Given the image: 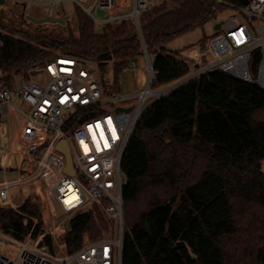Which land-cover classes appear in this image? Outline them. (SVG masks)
I'll list each match as a JSON object with an SVG mask.
<instances>
[{"label":"trees","instance_id":"obj_1","mask_svg":"<svg viewBox=\"0 0 264 264\" xmlns=\"http://www.w3.org/2000/svg\"><path fill=\"white\" fill-rule=\"evenodd\" d=\"M250 0H161L132 21L95 30L76 7L65 23L0 22V81L28 79L58 55L112 69L105 94L143 47L152 88L185 77L192 60L167 45ZM200 41V50L207 47ZM205 61V59L203 60ZM264 88L217 69L153 99L142 111L121 169V264H264Z\"/></svg>","mask_w":264,"mask_h":264},{"label":"built area","instance_id":"obj_2","mask_svg":"<svg viewBox=\"0 0 264 264\" xmlns=\"http://www.w3.org/2000/svg\"><path fill=\"white\" fill-rule=\"evenodd\" d=\"M16 1L50 7L62 0ZM69 1L96 30L130 20L138 31L139 16L157 3ZM240 13L256 21L255 34L244 21L220 22L207 47L193 57L200 62L191 79L217 69L264 88V0H250ZM255 51L259 56L252 74ZM141 57L145 83L130 95L105 94L94 66L70 55H58L34 72L45 74L40 84L21 76H16L17 83L15 77L0 82V149L18 160L16 177L0 180V264H121V163L142 111L157 93L151 87L154 72L145 47ZM60 140L69 147L72 175L65 172L64 156L55 149ZM23 202L24 208L17 206ZM58 224L61 232L74 227L70 232L77 239L67 236L54 249L50 238L59 237L54 230ZM111 225L114 237L107 234Z\"/></svg>","mask_w":264,"mask_h":264},{"label":"rangeland","instance_id":"obj_3","mask_svg":"<svg viewBox=\"0 0 264 264\" xmlns=\"http://www.w3.org/2000/svg\"><path fill=\"white\" fill-rule=\"evenodd\" d=\"M155 1L157 0H150ZM76 5L69 1V0H62L61 2L57 3L54 6L50 7H33L32 5L28 3H20L16 0H5L3 5H0V22L3 24H6L11 27L18 28L21 25L20 19L24 16L26 19L27 17H34V18H50V17H59V18H65V21H68L69 27L75 29L76 23L74 19V13L76 9ZM230 18H234L237 21H244L248 23L251 27L252 32L255 34V24L256 21H251L249 17H247L245 14L240 13L236 10L227 9L221 14H219L214 21H210L207 23L202 29H195L187 34H184L182 36H179L175 39H173L168 45L167 48L171 51H179L182 56H184L188 60H192L193 64L199 63V60H195L193 57L200 52V41L203 38H206L209 42L210 39L214 36V30H213V24L214 22H223L226 20H229ZM30 21V20H29ZM64 21V23H65ZM49 23V22H48ZM96 30V29H95ZM92 66H94L97 75L101 81L103 89L105 87L109 88L110 83L112 82V69L110 65L105 66V68L98 67L96 63L90 62ZM193 69V68H192ZM191 71L183 78L172 82L170 84L159 86L158 88H152L153 91L157 92L152 97H150V100H153L163 94H166L179 86L180 84L185 83L186 81L190 80ZM46 76L44 73L39 74V72L30 75L28 78V81L33 83H42L46 80ZM2 82V81H0ZM14 82H18V78H14ZM2 83H9L8 82H2ZM176 86V87H175ZM138 91V83L136 78L134 77V73L132 69H127L122 72V74L119 77L118 81V94L120 95H130L134 94ZM18 161L17 158H10V156L7 154L6 150L0 149V180L7 179L11 180L16 177V167H17ZM10 168V169H9ZM261 169L264 171V161L261 163ZM40 200V197L37 198ZM22 208L25 207V203L18 204ZM62 227L58 224L55 226V234H59L57 239L50 238L52 241H54V249H57V244L60 243V241H63L70 237V239H77V236H72L71 232L74 227H71L68 231L65 230L64 232H61ZM106 233V232H105ZM107 234L110 237H114L116 235V231L114 230V226L111 225V229H108ZM68 236V237H67ZM78 243V242H77ZM53 244V242H52ZM52 247V246H51Z\"/></svg>","mask_w":264,"mask_h":264},{"label":"water","instance_id":"obj_4","mask_svg":"<svg viewBox=\"0 0 264 264\" xmlns=\"http://www.w3.org/2000/svg\"><path fill=\"white\" fill-rule=\"evenodd\" d=\"M157 1L160 2L161 0H157ZM4 2H5V0H0V5H3ZM97 14L102 16L101 11H98ZM27 18H28V20H30L32 23H35V24H40V23H45V22L62 24L65 21V18H59V17H50V18L27 17ZM220 24H221L220 22L215 23V25H213V30L214 31L218 30L220 27ZM258 56H259L258 52L255 51L253 53L252 61L250 64V69H251L252 74H254L256 71V63L258 60ZM117 110H121V109L118 108ZM124 110L128 111V109H124ZM55 149H56V151H58L59 153H61L64 156L65 164H66L65 172L68 175H72L73 171H72L71 157H70V151H69V147H68L67 143L64 140H60L56 144Z\"/></svg>","mask_w":264,"mask_h":264},{"label":"crops","instance_id":"obj_5","mask_svg":"<svg viewBox=\"0 0 264 264\" xmlns=\"http://www.w3.org/2000/svg\"><path fill=\"white\" fill-rule=\"evenodd\" d=\"M158 2V1H157ZM144 66H145V60L143 57H139L137 63H136V69L133 71L134 77L137 80L138 83V91L143 87L146 79V74L144 72ZM198 67V64H193L192 65V73L194 70H196ZM176 87V86H175ZM18 161V160H17Z\"/></svg>","mask_w":264,"mask_h":264}]
</instances>
